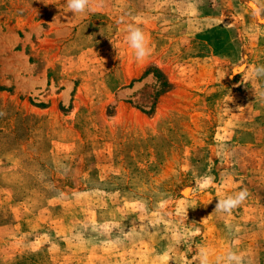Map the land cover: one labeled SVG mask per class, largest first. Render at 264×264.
Returning a JSON list of instances; mask_svg holds the SVG:
<instances>
[{
  "label": "rangeland",
  "instance_id": "obj_1",
  "mask_svg": "<svg viewBox=\"0 0 264 264\" xmlns=\"http://www.w3.org/2000/svg\"><path fill=\"white\" fill-rule=\"evenodd\" d=\"M261 67L264 0H0V264H264Z\"/></svg>",
  "mask_w": 264,
  "mask_h": 264
},
{
  "label": "clouds",
  "instance_id": "obj_2",
  "mask_svg": "<svg viewBox=\"0 0 264 264\" xmlns=\"http://www.w3.org/2000/svg\"><path fill=\"white\" fill-rule=\"evenodd\" d=\"M66 2L68 9H70L74 14L85 12L89 4V0H66ZM126 40L129 46L134 50V54L137 60H143L150 54L147 37L139 27L130 25L128 28V35L126 37ZM256 73L264 74V67L257 68ZM246 196L247 191L242 190L234 196H230L225 200H221L217 204V208L228 211L243 202ZM228 261L229 264H232L233 261L235 262V264H240V257L235 253L230 252L228 255ZM204 264H206V260L204 261Z\"/></svg>",
  "mask_w": 264,
  "mask_h": 264
},
{
  "label": "bare ground",
  "instance_id": "obj_3",
  "mask_svg": "<svg viewBox=\"0 0 264 264\" xmlns=\"http://www.w3.org/2000/svg\"><path fill=\"white\" fill-rule=\"evenodd\" d=\"M186 192V191H185Z\"/></svg>",
  "mask_w": 264,
  "mask_h": 264
}]
</instances>
